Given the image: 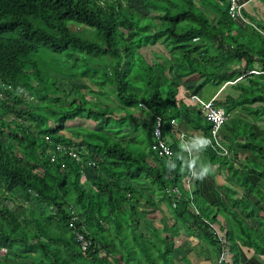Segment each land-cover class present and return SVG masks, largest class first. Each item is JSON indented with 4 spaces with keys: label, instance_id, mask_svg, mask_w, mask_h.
<instances>
[{
    "label": "trees",
    "instance_id": "trees-1",
    "mask_svg": "<svg viewBox=\"0 0 264 264\" xmlns=\"http://www.w3.org/2000/svg\"><path fill=\"white\" fill-rule=\"evenodd\" d=\"M247 19L232 18L228 0H0V264H194L188 254L196 239L219 254L212 223L228 245L220 264H240L243 246L263 255L264 125L255 131L244 121L242 131L232 118L227 127L233 136L227 140L220 132L229 120L217 133L229 154L213 143L200 152L240 192L216 185L203 193L201 180L192 178L199 170L196 156L189 158L191 168L184 164L182 132L179 138L170 132L172 120L189 117L182 122L187 129L201 120L199 112L194 119L186 106H177L175 90L185 78L199 88L228 82L226 90L237 93L213 101L226 114L236 106L247 115L255 110V120L264 114V29ZM157 44L167 53L148 62L142 47ZM103 64L104 78L96 81L94 66ZM256 68L261 73L247 74ZM80 79L100 85L91 94L95 101L75 82ZM105 96L111 106L99 103ZM155 116L165 140L171 139L172 172L169 159L151 147ZM82 117L96 125L65 126ZM204 120L208 137L211 122ZM59 143L79 157L50 161L47 149L56 152ZM157 187L159 196L153 194ZM69 207L77 216L74 228ZM141 207L149 209L145 230ZM154 211L162 215L159 227ZM74 231L88 239L87 249ZM181 235L185 241L178 245ZM217 257L211 256L213 264Z\"/></svg>",
    "mask_w": 264,
    "mask_h": 264
},
{
    "label": "crops",
    "instance_id": "crops-1",
    "mask_svg": "<svg viewBox=\"0 0 264 264\" xmlns=\"http://www.w3.org/2000/svg\"><path fill=\"white\" fill-rule=\"evenodd\" d=\"M243 2H245L244 4V12L245 14H247L248 17L250 18H254L255 20L258 21V25L259 27L257 28H261L264 29V0H242ZM261 32H264L263 30H261ZM152 48V46H144L142 47V53L145 57V59L148 62H151L152 58L154 59V55H152V57H148L146 56V53L148 52L147 48ZM153 53V52H151ZM197 80H190L188 78H185L183 80V83L180 84L179 86H177L176 90H175V98L177 101V106H186L189 111H190V116L195 117L198 115V112L200 113V122L198 124V122L195 120L194 123L193 122H188V127L189 129L183 127L182 122L185 121V119L189 120V117H185V119H181V123H180V119L179 120H172L170 123V132L174 133V130L172 129L177 128L179 131L178 133L175 135L179 138L180 133H188L190 136H194V135H202L204 137H206L204 135V132L206 131V122L204 120V113L202 112V110L200 109L199 105L195 104L194 102L191 101L190 96L192 94H197L199 97H201L202 100H209L213 97H221L224 98L225 96L229 95L227 93L226 87L224 85L222 86H214L210 83H206L204 84L201 88L204 91L203 94L200 96L198 94V89H200L199 87H197V84H193V82H195ZM237 92L233 93L232 95L236 94ZM254 105V104H253ZM255 106V105H254ZM256 111L252 109V115H247L248 112L246 111V109H244V107H240V106H236L229 114H228V119L226 121L230 122V120L232 118H240L243 121L251 124L254 126L255 131H260L263 129V125H264V114L260 117V118H256L255 120V115ZM141 115H139V117H146L144 116L142 113H140ZM153 118L151 116L150 118V123L153 121ZM146 119H149L146 117ZM74 120V119H73ZM69 120L66 121L65 126H69ZM93 122V121H92ZM197 122V123H196ZM228 122H226V124L221 128L220 132L221 134L227 138V140H229V138H231V136H233L234 133H232V131L227 127ZM51 125H54V123ZM93 126V125H92ZM70 127V126H69ZM170 141V137L168 138ZM181 140V137L179 138ZM242 139L241 137L237 138V142H240ZM228 142V141H227ZM184 149L187 152V156L184 154ZM182 157L184 160V164H187L189 162V158L190 156H196L197 158V165L200 166L202 165V163H209L206 158H204V156L202 157V155L200 154V152H198L197 150L194 151V149L192 150V152L190 153L186 148L182 149ZM212 165V164H211ZM214 169L216 170V172H212V173H216L215 175H213L212 173H210L207 178L201 180V191L207 192L208 190H210L211 188L215 187L216 185H223L226 184V187H230L231 185H234L235 183L231 180H227L226 179V171L222 168H219L218 165H213ZM82 176V175H81ZM82 179L83 176H82ZM237 185V184H236ZM238 186V185H237ZM240 190H237V192L242 191L241 187H239ZM161 207L165 206L163 204H160ZM166 207V206H165ZM158 211H154V220L158 221V224H160L159 221V217H161L160 212H158L159 215H157ZM164 214V213H163ZM170 217V216H169ZM158 218V219H157ZM162 218V217H161ZM168 223H172V220L170 219L168 221ZM175 241L177 242L178 245H180L181 243H183L185 241V238L183 235L178 236L175 238ZM203 241H200L199 239H196V242H191V244H193V251L191 250L188 254V256L192 255V257H196L198 259H194L197 261H200L201 258L203 257V254L206 253L207 256H209L210 259V264H213V261H211V254H210V248L208 247V245H206L205 243H202ZM215 250V249H214ZM217 250V249H216ZM212 251V250H211ZM197 254H199V257H197ZM175 257L176 253H174ZM205 255V256H206ZM204 256V257H205ZM240 256H241V261L240 264H264V254L263 255H259L257 253H255L254 249L248 248V247H241L240 248ZM191 257V259H192Z\"/></svg>",
    "mask_w": 264,
    "mask_h": 264
},
{
    "label": "built area",
    "instance_id": "built-area-1",
    "mask_svg": "<svg viewBox=\"0 0 264 264\" xmlns=\"http://www.w3.org/2000/svg\"><path fill=\"white\" fill-rule=\"evenodd\" d=\"M235 4V0L232 2ZM234 14V10H232V15ZM191 101L194 103L199 104L201 107V110L203 111L204 115L207 117V119L211 122V127L209 129V136L207 137L211 143L215 144V147L218 148V151L222 155L228 154V148L226 145H224L218 138V131L224 124V122L227 119V114L225 111L221 108H217L213 104V100L204 101L201 100L197 96H191ZM181 140L184 141V143L187 145V149L189 150V141L192 136L189 137V140H187L184 136V133L181 135ZM48 138V137H46ZM153 143L151 144L152 149L156 152V154L163 158H172L173 157V150L169 146V144L166 142L163 133H162V120L160 116H155V121L153 125ZM58 149L60 152L64 153L66 150H68V153L72 157H76L77 154L70 148H67L64 145H58ZM54 156L52 157L53 160ZM70 215L68 218V223L71 226V228L75 227V221L77 220V216L74 213V210L72 207L68 208ZM212 230L215 235H217L219 242H220V251L217 257V264H220L221 261L226 260L228 257V249L226 246V239H225V233L221 232L219 227L216 224H211ZM76 234L77 240L80 241L81 248L83 250L88 248L89 241L88 239L80 232L74 231Z\"/></svg>",
    "mask_w": 264,
    "mask_h": 264
},
{
    "label": "rangeland",
    "instance_id": "rangeland-1",
    "mask_svg": "<svg viewBox=\"0 0 264 264\" xmlns=\"http://www.w3.org/2000/svg\"><path fill=\"white\" fill-rule=\"evenodd\" d=\"M124 2H127V1H124ZM195 2L198 4V0H195ZM212 22H215V19H213L212 20ZM151 52H153V53H151ZM155 53H162V56H161V58L167 53L166 52V49H165V47L162 45V44H157V45H155V46H152V48H148V52L146 53V56H148V57H152V55H154ZM42 58H44V56H42ZM106 60H108V59H106ZM241 60V66L243 67L244 66V64H245V60L244 59H240ZM254 63H255V65L256 66H258V64L257 63H259L257 60H255L254 61ZM104 68H105V66H104V64H103V66H101V65H96V66H94V70L97 72V74H98V76H95V79H97L96 81H101V80H103V78H104V75H103V71H104ZM67 71H69V70H67ZM44 77V76H43ZM97 77H99V78H97ZM75 82H79L78 83V85L79 86H81V85H85L84 87H81V88H83L82 89V91L84 92V93H87L88 94V96H87V99L88 100H91V101H95L96 99H95V97H94V95H91L92 93L93 94H95L96 92H98V88H97V86H100L99 84H91L90 82H89V80H86V79H80V80H76ZM242 83H243V87H245V88H247V89H249V90H252V88L251 87H246V86H244V85H247V81L246 80H242L241 81ZM40 86H41V88H44V82H40ZM241 85V84H240ZM59 87H60V84H59ZM61 87L62 88H66L65 90L66 91H69L71 88H70V84H68L67 82H65V81H63V82H61ZM60 87V88H61ZM53 89H56V88H54L53 87ZM92 90L91 92L89 91V90ZM57 90V89H56ZM102 90V89H101ZM110 89L108 88L107 89V91H106V95L108 96V91H109ZM198 94L201 96L202 94H203V90H202V88H200V89H198ZM240 91H241V89H240ZM95 92V93H94ZM236 91H233L232 90V88L230 87V86H228L227 87V93L229 94V93H231V94H233V93H235ZM36 94V93H35ZM58 94V93H57ZM96 95V94H95ZM248 96L249 97H252L253 95H252V93L250 92V93H248ZM106 99H108V97H106L105 96V99H99V103H101V105L103 106V105H105V104H110V106L112 105V99H109L108 101L106 100ZM34 100V103H38L37 101H38V97L36 96L35 97V99H33ZM98 100V99H97ZM66 101H68V100H66ZM53 104H55V103H53ZM260 104H264V103H261L260 102ZM43 107H44V101H43ZM233 120H236V128L237 129H240V130H242V131H244L245 130V128H244V121L243 120H241L240 122L236 119V118H234ZM70 122H69V126H78V125H83V126H86V127H93L92 125H94L95 124V122H92L91 120H88V119H86L85 117H82V118H75L74 120H69ZM233 123H232V120L230 121V122H228V126H230V125H232ZM96 125V124H95ZM173 130H174V133L173 134H177L178 133V129L177 128H172ZM131 130H133V127H131ZM121 134H123V133H121ZM138 134V133H137ZM140 135L143 137V140H145L146 141V130L144 129H142L141 131H140ZM1 137L3 138V141H5V137L1 134ZM240 136H238V138H239ZM5 138V139H4ZM145 141H143V142H141V143H144ZM166 142L168 143V144H170L171 143V141L166 137ZM15 145V143L13 142V143H11L10 144V146H14ZM148 153H149V151H148ZM184 154L187 156V152L185 151V149H184ZM223 186L224 187H226V184H223ZM239 186L240 185H236V184H234V185H231L228 189H230V190H232V191H237V190H240V188H239ZM241 187V186H240ZM158 188H160V187H157L156 188V190H154L153 191V194H155V195H157V196H159L160 195V192H161V190L160 189H158ZM243 191V190H242ZM236 195H243V192H241V194H238V193H236ZM240 198H242V197H240ZM253 200L255 199L254 198V196H252L251 197ZM26 204V203H25ZM142 204V203H141ZM164 204H166V202H164ZM12 206L14 207V204L12 203ZM25 206V205H24ZM163 208V210H165L166 209V207L165 206H163L162 207ZM141 210H142V207L140 208ZM146 212H149V209L148 208H143V210H142V216H141V219H140V228L142 229V230H145V221H146V217H147V215L145 214ZM262 213V212H261ZM263 214V213H262ZM157 215H159L158 214V212H157ZM161 215V214H160ZM161 217H162V215H161ZM163 219L167 222V224H170V223H168V221L170 220V217H168V213L167 212H164V214H163ZM155 224H156V226H160L159 224H158V221H156L155 222ZM181 234H183V233H181ZM192 240H195V239H192ZM195 242V241H194ZM206 255V253H204L203 254V257L201 258V260L200 261H197V260H195L194 261V259H198V258H196L195 256L194 257H192V255H191V257H192V261H193V263L194 264H210V259H209V256H205ZM217 255H218V251L215 249H213L212 250V252H211V256H212V258L214 257V258H216L217 257ZM205 256V257H204ZM213 258V259H214ZM78 260H77V262H79L80 260H79V258H77ZM212 259V260H213ZM199 260V259H198Z\"/></svg>",
    "mask_w": 264,
    "mask_h": 264
},
{
    "label": "clouds",
    "instance_id": "clouds-1",
    "mask_svg": "<svg viewBox=\"0 0 264 264\" xmlns=\"http://www.w3.org/2000/svg\"><path fill=\"white\" fill-rule=\"evenodd\" d=\"M228 2H229V14H230V16L232 18L240 17L244 21L248 18L247 21H246L247 23H249L254 28H257L258 27L257 26L258 25L257 24L258 23L257 20L255 21L256 22L255 23L252 18L249 19V17L247 16V14H244V4H245V2H243L242 0H235V4L232 3L233 0H228ZM232 10H234V14L233 15H232ZM252 73H254V74L257 73L258 74V73H261V70H259V69L256 68V69L250 70L247 74H252ZM243 77H244V75L243 76H239L235 81L240 80ZM230 83H233V81L230 82ZM227 84H228V82L224 83L223 85L226 86ZM191 96H197V97H199L197 94H192ZM191 96H190V98H191ZM199 98L201 99V97H199ZM214 98L215 97H213V98H211L209 100H213L214 101ZM195 104H197V103H195ZM197 105H199V104H197ZM200 109H201V107H200ZM227 119H228V114H227ZM70 120H72V119H70ZM46 137L49 138V136H47V135H46ZM48 138H46V139H48ZM221 142H223V141H221ZM210 144H211V141L207 137H204L202 135H194V136L192 135V137H191V139L189 141V150L187 149V147H186L187 145L185 143H179V147H181L182 149L183 148H186L191 153L192 152L191 145H192L198 152H201L202 153L204 150H206L210 146ZM58 145H64L67 148H70L67 145L61 144V143H59ZM224 145H226V144H224ZM71 150H73V149H71ZM73 151L76 152L75 150H73ZM47 152L49 154L50 161H54L56 159V155H60V156L68 155L70 158H73V159H77L79 157V155H78L77 152H76V154H77L76 157H72L68 153V150H66L64 153H62V152L59 151L58 147H57L56 152L49 151V149H47ZM228 154H229V150H228ZM53 156H54V158L52 160V157ZM173 156H174V154H173ZM165 163H166V167H167V169H168L169 172H172L175 169V164L171 163L170 159L168 161H166ZM194 164H195V161H190L189 164H188V167L191 168ZM62 166H63V163H62ZM181 171H184V169L182 168ZM214 171H215V169H214V167L210 163H202V165L200 166L199 170L192 175V178L193 179H196V180H203V179L207 178V176L210 173L214 172ZM81 175L83 176V178H85V174L84 173H82ZM185 185H186L187 189H189L191 187L190 180L189 179L185 181ZM226 246H227V249H228V245L227 244H226ZM110 261H111V258H110Z\"/></svg>",
    "mask_w": 264,
    "mask_h": 264
}]
</instances>
